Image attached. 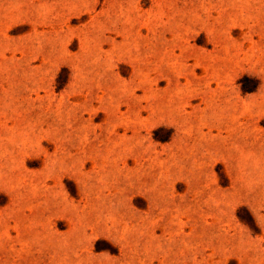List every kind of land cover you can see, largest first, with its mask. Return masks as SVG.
<instances>
[{"label": "rangeland", "instance_id": "374dc122", "mask_svg": "<svg viewBox=\"0 0 264 264\" xmlns=\"http://www.w3.org/2000/svg\"><path fill=\"white\" fill-rule=\"evenodd\" d=\"M0 264H264V0H0Z\"/></svg>", "mask_w": 264, "mask_h": 264}]
</instances>
